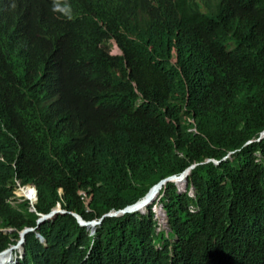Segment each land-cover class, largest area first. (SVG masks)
<instances>
[{
  "label": "trees",
  "instance_id": "16d2710c",
  "mask_svg": "<svg viewBox=\"0 0 264 264\" xmlns=\"http://www.w3.org/2000/svg\"><path fill=\"white\" fill-rule=\"evenodd\" d=\"M263 131L264 0H0V252L45 240L19 264H264ZM190 167L169 233L107 216Z\"/></svg>",
  "mask_w": 264,
  "mask_h": 264
},
{
  "label": "water",
  "instance_id": "95a60500",
  "mask_svg": "<svg viewBox=\"0 0 264 264\" xmlns=\"http://www.w3.org/2000/svg\"><path fill=\"white\" fill-rule=\"evenodd\" d=\"M263 138H264V131L261 133L258 141L262 140ZM192 168L193 167L188 168L180 176H171L169 178L164 179L157 186H162V185L166 184L167 182L174 181V179H180V180L187 181V178H188V176H189ZM32 189L34 191L35 200H34V202L31 201V204L34 205L37 202V191L34 188H32ZM136 206L137 205L132 206V207H127V208H125L124 210H121V211L111 212L107 216H122V215H124L126 213L133 212V211H137ZM58 213H65L62 210L61 205H58L54 210L51 211L50 214H48V215H41L40 218L38 219L37 223L38 224H41L42 222H44L46 220H50V219L54 218ZM74 216L77 218V220L79 221V223H80L81 226H87V227H93V228H95L96 225L100 224V221L99 222H87V221L83 220L82 217L79 216L78 214H74ZM34 231H37V229L36 228H26V229H24L23 231L20 232L21 238H20V241L17 243L16 246H20L21 245L23 255L25 253V248H24L25 237H26V235L28 233L34 232ZM93 232H94V229H93ZM39 236H40V234H37V237H39ZM12 247H15V246H12ZM11 248H9V249H7L5 251L10 250ZM5 251H3V252H5Z\"/></svg>",
  "mask_w": 264,
  "mask_h": 264
},
{
  "label": "bare ground",
  "instance_id": "6f19581e",
  "mask_svg": "<svg viewBox=\"0 0 264 264\" xmlns=\"http://www.w3.org/2000/svg\"><path fill=\"white\" fill-rule=\"evenodd\" d=\"M175 183L177 184V186L179 187V185H183L182 182H184V180H180V179H174ZM160 189L161 186H156L154 187L149 194L141 201L137 204L136 208L137 211H144L146 210L147 206L152 203L158 196L160 193ZM19 192L21 194V196H25L27 198H29L32 202H34L35 197H34V191L33 189H31L30 186L24 187V188H20ZM162 209L160 208V211L158 213H162ZM159 214V215H160ZM19 247H12L10 250L5 251L3 253L0 254V262L4 261L5 258L9 255V261L6 264H15L13 257H14V253H16L17 251H19ZM11 259V260H10Z\"/></svg>",
  "mask_w": 264,
  "mask_h": 264
},
{
  "label": "clouds",
  "instance_id": "9594fccd",
  "mask_svg": "<svg viewBox=\"0 0 264 264\" xmlns=\"http://www.w3.org/2000/svg\"><path fill=\"white\" fill-rule=\"evenodd\" d=\"M112 42H114V43L116 44V46L118 47V51H119V52L114 53V51L111 50L110 45H111ZM108 46H109L110 53H111L112 55H121V54H122V51L120 50L119 46L117 45V43H116L114 40H112V41L109 43ZM258 140H259V139H258ZM184 172H185V171H184ZM184 172H183V173H184ZM190 173H191V172H190ZM180 175H181V174H180ZM180 175H175V176H180ZM189 175H190V174H189ZM168 178H169V177H168ZM187 180H188V178H187ZM162 181H163V180H162ZM170 182H173V183L176 185V187L179 188V187L177 186V184L175 183V181H170ZM159 183H160V182H159ZM159 183H158V184H159ZM167 183H168V182H167ZM167 183H166V184H167ZM158 184L154 185V186L149 190V192H150L154 187H156ZM166 184H164V185L161 186L160 193H161L162 188H163ZM27 186H30L31 189H32V188L36 189L33 185H26V186H22V187L19 186L18 189H20V188H24V187H27ZM186 187H187V181H185V190H186ZM178 190H179V189H178ZM36 191H37V190H36ZM149 192L146 194V196L149 194ZM179 192H181V191L179 190ZM160 193H159V196H158V197H157V198H156L151 204H153L154 202H156V205H155V206L160 205V204H158L159 199H160V197H161V196H160ZM146 196H145V197H146ZM22 197H24V196H22ZM145 197H144V198H145ZM16 198H17V196H16ZM144 198H143V199H144ZM17 199H18V198H17ZM143 199H142V200H143ZM24 200H28V201L30 202V204H31V200H30L29 198H27V197H24L22 200H20V202H21V201H24ZM142 200H140L139 202H141ZM17 202H18V200H17ZM17 202L12 201V204L15 205ZM139 202H138V203H139ZM138 203H136V204H134V205H131V206H128V207L135 206V205H137ZM35 204H36V203H35ZM35 204H34V205H35ZM151 204H150V205H151ZM34 205L31 204L32 207H34ZM58 205H61V204H58ZM58 205H57V206H58ZM57 206H56V207H57ZM148 206H149V205H148ZM148 206H147V207H148ZM155 206H154V207H155ZM56 207H55V208H56ZM154 207H153V208H154ZM161 207H162V206H161ZM55 208H54V209H55ZM126 208H127V207H126ZM54 209H53V210H54ZM162 209H163V207H162ZM123 210H124V209H123ZM63 211H64V210H63ZM146 211H147V208H146ZM163 211H164V209H163ZM64 212H65V211H64ZM113 212H114V211H113ZM133 212H141V213H143V211H133ZM50 213H51V212H50ZM50 213H49V214H50ZM129 213H130V212H129ZM144 213H145V211H144ZM154 213H155V212H154ZM164 213H165V211H164ZM47 215H48V214H47ZM165 215H166V213H165ZM40 216H41V215H40ZM155 219H156V217H155ZM166 219H167V216H166ZM50 220H51V219H50ZM156 220H157V219H156ZM93 222H94V221H93ZM95 222H98V221H95ZM157 222H158V221H157ZM167 223H168V219H167ZM158 226H159V225H158ZM92 228H93V227H92ZM158 230H160V229H158ZM3 231H4V232H9V231H11V230H3ZM34 232L36 233V238H38L39 241H40L41 243H44L45 240H44V238L41 236V234H40L38 231H34ZM169 232H170V229H169ZM169 232H168V233H169ZM37 234H40V236L37 237ZM20 238H21V236H20V234H19V238H18V240L16 241V243L10 245L9 248H11L12 246H16L17 243L20 241ZM25 238H26V237H25ZM24 244H25V242H24ZM16 247H19L20 249H19V251H17L16 253H14L13 260H14V263H15V264H19V260H20L24 255H23V253H22V247H21V245H20V246H16ZM9 248H7V249H9ZM24 248H25V246H24ZM7 249H5V250H7ZM5 250H4V251H5ZM2 252H3V251H2ZM2 252H0V254H1ZM24 254H25V253H24Z\"/></svg>",
  "mask_w": 264,
  "mask_h": 264
},
{
  "label": "rangeland",
  "instance_id": "374dc122",
  "mask_svg": "<svg viewBox=\"0 0 264 264\" xmlns=\"http://www.w3.org/2000/svg\"><path fill=\"white\" fill-rule=\"evenodd\" d=\"M110 48H111V50L114 51V53L119 52L118 51V47L116 46V44L114 42L111 43ZM178 189L181 192H184L185 191V185L184 186L183 185H179V188ZM18 191H19V189L16 190L15 194H16V196L18 198L17 199L18 202L21 203L22 201L20 202V200H22L25 196L23 195L24 197H22L21 195H19L18 194ZM160 208L162 209L161 205L155 206L153 208V212H155L154 214H155V217H156V219L158 221L159 229L162 230V231H164L167 234L169 232V227H168L166 215H165L164 211H162L161 214L158 213L160 211ZM144 211L146 212V210H144ZM144 211H143V213H144ZM8 261H9V255L5 258L4 261L0 262V264H6Z\"/></svg>",
  "mask_w": 264,
  "mask_h": 264
}]
</instances>
